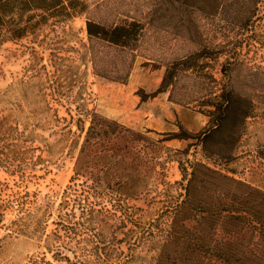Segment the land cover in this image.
I'll return each instance as SVG.
<instances>
[{"label": "rangeland", "instance_id": "1", "mask_svg": "<svg viewBox=\"0 0 264 264\" xmlns=\"http://www.w3.org/2000/svg\"><path fill=\"white\" fill-rule=\"evenodd\" d=\"M87 2V14L56 25L50 21L35 35L0 44V117L10 115L29 132L22 155L27 160L23 166L27 177L22 181L20 174H10L0 165V181L11 187L2 198L8 200L13 190L36 192L37 204L51 201L56 218L93 114L115 120L112 116L123 108L118 89L124 88L130 76L131 87L143 84L151 90L165 88L178 108L200 114L197 123L206 121L203 130L209 118L202 110L208 108L206 104L214 99L220 86L209 76L213 74L219 81L230 78V83L253 104L232 158L208 157L201 142L194 138L202 130L190 132L186 126L193 120L185 115L183 125L176 118L166 124L163 132L144 125L130 127L136 132V140L132 142L133 153L124 160L116 152H121L119 148L125 144L115 139L105 141L109 151L99 158L100 168H96L104 185L111 174L125 180L115 186L125 193L124 201L114 206L104 199L106 208L113 213L114 208H122L118 216L124 213L148 226L149 221L168 216L169 210L185 198L183 184L187 181L180 164L188 172L193 170L192 163L203 162L210 167L212 171L197 168L205 181L198 183L196 196L198 201L209 202L220 210L210 217L212 260L185 248L179 239H137L123 233L132 225L124 227L119 217L111 220L113 215L107 213L108 222L102 225L84 220L85 225L96 228V237L93 232L80 231L70 238L52 236L71 248L62 247L71 262L65 258L58 261L47 248L50 241L42 232L35 234L10 226L19 214L11 202L0 222V264H31L33 259H37L35 264H47L44 259L52 264H264V0L258 2V12L250 17L243 5L253 6V2L246 0H227L220 9L218 0ZM87 17L108 25L136 19L145 28L136 43L122 49L90 41ZM92 44L96 68L91 60ZM201 51L209 54L202 58L205 76L175 65ZM224 64L229 77L222 73ZM95 122L99 126L101 120ZM183 131L192 137L172 138ZM223 204L241 208L234 215L238 218L255 213L257 228L242 222L237 229L233 225L237 219H222V212L227 214L221 209ZM45 226L46 233H51L56 225L50 219ZM78 227L83 230V226ZM229 232L236 233L229 237ZM51 250L56 248L51 246Z\"/></svg>", "mask_w": 264, "mask_h": 264}, {"label": "trees", "instance_id": "2", "mask_svg": "<svg viewBox=\"0 0 264 264\" xmlns=\"http://www.w3.org/2000/svg\"><path fill=\"white\" fill-rule=\"evenodd\" d=\"M226 1L218 0V8H223ZM246 1H252L253 6L244 3L245 8H243V11L249 12V17L250 15L254 16L259 10L258 2L261 0ZM88 9L87 0H0V44L9 41H20L35 35L42 26L51 24L50 21L52 25H56L59 22H65L76 16L87 14ZM249 17L246 19V23H248ZM144 28V23L136 19L121 23L114 22L109 25L101 21H95L90 17H87L86 20V29L90 41L103 42L122 49L129 48L136 43ZM93 47L92 44L90 53L94 68H96ZM208 55L201 51L180 60L175 65L180 66V70L191 71L203 77L206 75L204 74L206 68L202 64V58L209 57ZM222 73L225 77H229L225 64L222 66ZM102 75L109 78L106 74ZM166 78H164L163 83L166 81L167 84ZM209 78L220 86L214 92V99L206 104L208 108L202 110L209 118L208 125L194 138L201 142L208 157L218 156L228 160L233 157L242 137L245 123L252 115L253 104L230 83V78L227 81H219L214 78L213 74ZM124 81L125 79H122V82ZM163 90L165 88L160 87L154 93L147 94L143 92L140 95L145 100ZM93 115L91 124L85 131L84 141L75 163L74 174L71 176L70 184L65 188L58 204L56 218H53L54 212L51 209V201L37 204L36 192L31 193L25 190L22 193L13 190L8 194V200H3L2 194L11 187L8 183L5 184L0 181V222H3L6 209L11 205V202H14L19 214L11 220L10 226L20 231L28 229L35 234L42 232L45 240L50 241L47 248L53 253V257L58 261L65 258L68 262H71L70 257L62 251V247L70 250L71 248L52 236L70 238L78 235L80 231L83 233L90 232V234L93 232L92 236L96 237L99 234L96 228L88 227L84 224V220L90 219L93 223L102 225L108 222L106 217H109L107 213H110L113 215L111 220L119 217V223L124 227H127L128 223L132 225L128 227V231L123 230V233L128 232L137 239H141L142 236H157L163 238L164 241L179 239L185 248L195 249L198 251V255L206 256L207 261L211 262L213 246L210 239H212L213 230L210 217H213L220 210L211 206L209 202L202 203L200 200L198 201L196 196L198 183L205 181L199 176L197 168L204 167L212 171L211 168L203 162L192 163L193 170L188 172L186 167L180 164L183 179L187 181L186 184H183L185 198L177 203L175 208L169 210L168 216L162 215L161 219L157 221L151 220L148 222V226L143 225L135 217H127L124 213L118 216V211L124 210L114 208V213L110 212L103 200L109 199L114 206L118 202L121 203L125 193L116 189L115 186H121L125 183V180L117 174H111L106 181L107 184L104 185L103 177L96 172V168H100L99 158L102 157L105 151H109L104 144L105 141L114 139L119 143L121 141L125 145L119 148L121 152L116 153L123 160L130 157L133 153L131 147L133 146L132 142L136 140L134 138L136 132L117 120L110 121L97 113ZM96 119L101 120L99 126L95 122ZM69 131H72V129ZM28 137L29 132L25 125L21 128L19 122L14 121L10 115L0 117V165L4 166L10 174H20L22 181L27 177L23 169V166L27 164V160L22 155L26 149L24 145H26ZM191 137L192 135L183 131L172 138L188 139ZM213 173L216 172L213 171ZM221 209L227 213L222 212V219H237L233 224L237 229L241 228L240 223L242 222L245 223L246 227L257 228L259 219L255 216V213L253 214L248 210L249 216L238 218L234 215L241 208L235 209L228 204H223ZM50 219L56 226L51 233H46L47 227L44 228L43 226L44 224L47 225ZM78 226H83V230ZM222 228L225 231V225ZM235 233L229 232V237L235 235ZM51 238H53V241ZM51 246L55 247L56 250H51ZM36 260L33 259L31 264H35ZM44 261L47 264H52L45 259Z\"/></svg>", "mask_w": 264, "mask_h": 264}, {"label": "crops", "instance_id": "3", "mask_svg": "<svg viewBox=\"0 0 264 264\" xmlns=\"http://www.w3.org/2000/svg\"><path fill=\"white\" fill-rule=\"evenodd\" d=\"M127 83H124V88H119L117 97H120V103L123 105L118 115L112 116L115 120L127 127H136L138 125H144L151 130L165 131L166 124H171L176 118L181 120V124H184L182 118L187 115L193 120L192 125L186 126L190 132L203 131L206 126V121L197 123V118L200 114L197 112H189L190 109L181 110L172 102L169 98V91L163 90L158 92L154 96H150L147 99H142L139 91L143 90L145 93H154L160 86L155 89H149L146 85L132 86L131 76ZM130 112V115H124L126 112ZM161 126V128H160Z\"/></svg>", "mask_w": 264, "mask_h": 264}]
</instances>
